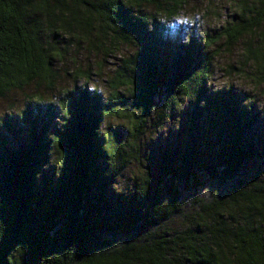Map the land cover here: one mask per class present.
<instances>
[{
    "label": "trees",
    "instance_id": "obj_1",
    "mask_svg": "<svg viewBox=\"0 0 264 264\" xmlns=\"http://www.w3.org/2000/svg\"><path fill=\"white\" fill-rule=\"evenodd\" d=\"M186 2L0 0V95L52 88L69 45L131 50L105 100L74 85L59 124L38 97L0 125V264H264V128L231 86H210L220 49L240 42L264 83V0H236L216 33L178 43L167 25ZM184 100L185 119L142 158L146 130ZM131 162L143 169L110 199Z\"/></svg>",
    "mask_w": 264,
    "mask_h": 264
},
{
    "label": "rangeland",
    "instance_id": "obj_2",
    "mask_svg": "<svg viewBox=\"0 0 264 264\" xmlns=\"http://www.w3.org/2000/svg\"><path fill=\"white\" fill-rule=\"evenodd\" d=\"M235 3L236 0H187L185 6L169 21L167 26L171 32L168 37L171 40L175 38L180 43L186 41L190 35L201 40L206 33H216L221 26L231 20ZM81 45L82 48L69 45L63 54V59L53 61L55 70L58 69V72L52 88L49 89L44 82L32 81L29 84L14 86L0 95V125L9 116L14 117L21 112L28 100L32 105L35 104L34 98L38 99V97L43 99L44 106L53 110L52 119L54 120L51 122V127L59 124L60 118L57 117L62 114V91L70 90L74 85L85 87L90 91L96 89L105 100L110 93L109 78L120 64L121 57L127 56L131 50L126 46L117 45L116 51L110 56H105L93 49H88L85 43ZM242 46L243 44L240 42L230 51H226L224 48L220 49L214 61L210 86L217 90L231 86L244 104L253 107L257 115L256 124H259L260 128H264V83L258 84L253 79V67H249V64L244 67L240 65ZM241 67L244 72L237 71V68ZM76 68L85 74L88 71L90 73L88 78L78 77L73 81L70 74ZM85 80H87V84L84 86ZM189 107V102L184 100L181 103L180 112L174 119L166 120L160 128L150 126L146 130L145 135L139 141L142 158L151 149L160 145L162 138H165L168 132L179 126V123L187 116ZM107 124L121 126L123 131L126 127L123 119L120 121L104 118L103 126ZM140 168L143 169L142 166ZM140 168L131 162L122 169L109 193V198L113 199L118 197L121 192H127L131 187L133 175L138 173ZM253 168L257 167L253 165ZM46 169H51V165Z\"/></svg>",
    "mask_w": 264,
    "mask_h": 264
}]
</instances>
